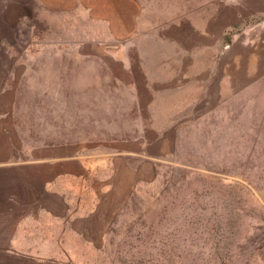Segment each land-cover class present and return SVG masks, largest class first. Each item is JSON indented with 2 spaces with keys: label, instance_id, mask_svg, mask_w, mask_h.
<instances>
[{
  "label": "rangeland",
  "instance_id": "obj_1",
  "mask_svg": "<svg viewBox=\"0 0 264 264\" xmlns=\"http://www.w3.org/2000/svg\"><path fill=\"white\" fill-rule=\"evenodd\" d=\"M136 1L116 39L84 11L0 0L20 128L77 145L100 183L129 163L128 199L77 264H264V0Z\"/></svg>",
  "mask_w": 264,
  "mask_h": 264
},
{
  "label": "crops",
  "instance_id": "obj_2",
  "mask_svg": "<svg viewBox=\"0 0 264 264\" xmlns=\"http://www.w3.org/2000/svg\"><path fill=\"white\" fill-rule=\"evenodd\" d=\"M18 2L41 9L44 15L84 11L116 39L129 37L137 22L136 0ZM183 61L178 60L180 71ZM14 72L18 70L0 69V81L17 77ZM18 116L14 100L1 95L0 264H77L75 249L84 244L98 247L106 224L128 199L130 173L122 177L118 173L126 165L124 169L129 171V163L117 164L112 175L100 183L91 170L96 162L78 153L77 145L36 144L33 134L29 138L28 130L20 128ZM137 145L133 151L149 157L147 143L138 140Z\"/></svg>",
  "mask_w": 264,
  "mask_h": 264
}]
</instances>
